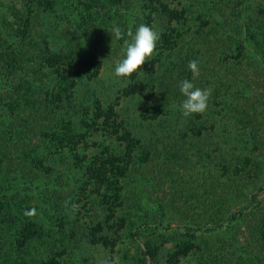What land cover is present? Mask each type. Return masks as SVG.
I'll list each match as a JSON object with an SVG mask.
<instances>
[{
	"label": "rangeland",
	"instance_id": "1",
	"mask_svg": "<svg viewBox=\"0 0 264 264\" xmlns=\"http://www.w3.org/2000/svg\"><path fill=\"white\" fill-rule=\"evenodd\" d=\"M35 3L0 0V86L37 75L44 100L8 110L0 184L18 203L11 212L49 235L27 256L15 248L25 222L2 224V264L57 252L59 264H264V0H101L89 26L72 2L31 13ZM139 24L159 33L156 49L135 78L116 77ZM48 51L72 65L60 103L45 102L64 86ZM190 61L211 94L185 117ZM35 147L33 163L11 160ZM110 155L124 158L123 175L110 173Z\"/></svg>",
	"mask_w": 264,
	"mask_h": 264
},
{
	"label": "trees",
	"instance_id": "2",
	"mask_svg": "<svg viewBox=\"0 0 264 264\" xmlns=\"http://www.w3.org/2000/svg\"><path fill=\"white\" fill-rule=\"evenodd\" d=\"M36 3L32 6H30L29 10L32 13L35 6L41 5L42 3H48V7L53 9L56 8L59 4H62L63 6H69L71 5L70 3L72 2V5L74 4V7L78 9L79 15H80V22L79 26L85 25L89 26L92 25L91 23L94 21L95 14L100 11L101 6L100 1L101 0H79L80 2V7H78V3H76L75 0H35ZM231 1V0H229ZM56 5V6H55ZM73 13V11H72ZM23 19H20V17L17 16V20L19 22H22ZM26 21L24 23H27L29 20L28 18L25 19ZM1 37V33H0ZM4 39V37H3ZM1 42V38H0ZM64 54H55L52 53L51 51H48L45 54V60L54 68H56V71L58 72L60 78V82H62L59 91H47L46 93V101L45 102H50L54 103L55 101H58L60 103L63 93L68 92L70 88L74 87L75 82L73 80L70 82V85L67 84V81L71 76L66 75L64 72L72 69V65L68 63L69 61H66L62 56ZM65 65H68L67 67H64ZM63 67V68H62ZM63 69V71H61ZM67 73V72H66ZM136 72L131 75L132 78L136 77ZM35 75L33 78H29L28 76L24 79H19L16 80L15 76L11 78V80L7 81L3 86H0V132L3 134H6V131H4V128H7L8 125L12 123L11 118H9L8 110L10 114H15V111L21 107V106H28L30 108L36 109L41 107L44 104V100H39L37 99V95L39 94L37 91V88H35V82L40 81L42 78L39 76ZM66 83V84H65ZM66 85V86H65ZM136 85L133 84L132 91H134L136 88ZM5 89V91H4ZM30 99H34L35 102H31ZM38 102V104L36 103ZM37 106V107H36ZM50 110L46 113L48 115ZM16 123V120H14ZM13 129L11 128V132ZM21 134L20 129H16L15 133H10L8 136V140H11V134L13 136ZM52 134V132H51ZM53 137L57 136L58 138L61 137V135L58 134L57 131H54V134H52ZM7 136V135H6ZM31 145V144H30ZM28 145L29 147H31ZM30 151L27 150L26 152L23 153V155H13L11 160H18L20 157H23V159L27 162L30 161V163H33V161L38 157L37 154V147L34 148V150ZM6 151L1 152L0 151V173L2 171H5L4 168H2V163L4 162L5 156H6ZM128 155L126 156L127 158L130 157V151H127ZM43 159L40 158L39 162H41ZM109 161V162H108ZM107 164L109 165V171L112 174H119L123 175L124 174V168L121 166V162H124V158L119 157V156H109L107 158ZM6 183H1L0 184V226L2 224H5L6 222H25L23 225L20 226L19 232L17 230V236L15 238V244H16V252H23L27 253V256L31 254L30 247L35 242H38L39 239L44 237L45 235L48 236L49 234H46V230L44 227V224L41 222H38L32 219L30 216L26 217L25 219L21 217L19 214H13L11 211L13 209V206H18V203H14L10 198H7L5 195V192L9 189V186H5ZM12 225V224H11ZM10 225V226H11ZM12 227V226H11ZM19 235V236H18ZM100 240L102 239L103 241L107 242V239L105 237H100ZM192 245H186L183 248L182 253H188L190 251ZM23 256V255H21ZM61 257V252H57L56 255H51L49 253L47 256L39 254V256L32 257V259L29 261V264H59V258ZM21 259V258H20ZM28 260V259H27ZM0 264L2 262L0 261Z\"/></svg>",
	"mask_w": 264,
	"mask_h": 264
},
{
	"label": "clouds",
	"instance_id": "3",
	"mask_svg": "<svg viewBox=\"0 0 264 264\" xmlns=\"http://www.w3.org/2000/svg\"><path fill=\"white\" fill-rule=\"evenodd\" d=\"M113 40H119L122 36L118 27L111 31ZM130 40L125 41L122 57L115 62L113 75L127 78L141 69V66L150 58L157 46L159 33L150 25L139 24L134 32H129ZM188 68L191 70L193 79H183L179 84V91L184 97L179 105L183 116L189 117L195 113H203L208 107V99L211 89L200 88L194 84V79L199 76V68L196 61H190Z\"/></svg>",
	"mask_w": 264,
	"mask_h": 264
}]
</instances>
